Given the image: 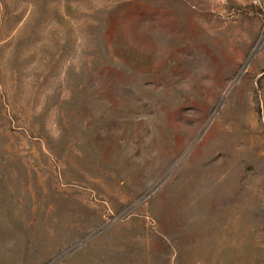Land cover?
Listing matches in <instances>:
<instances>
[{
  "label": "rangeland",
  "instance_id": "obj_1",
  "mask_svg": "<svg viewBox=\"0 0 264 264\" xmlns=\"http://www.w3.org/2000/svg\"><path fill=\"white\" fill-rule=\"evenodd\" d=\"M0 264H264V0H0Z\"/></svg>",
  "mask_w": 264,
  "mask_h": 264
}]
</instances>
